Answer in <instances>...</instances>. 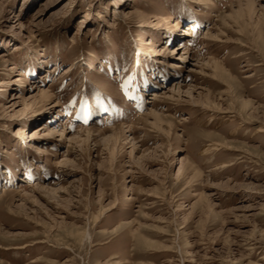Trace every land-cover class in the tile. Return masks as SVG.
Wrapping results in <instances>:
<instances>
[{
  "label": "rangeland",
  "instance_id": "rangeland-1",
  "mask_svg": "<svg viewBox=\"0 0 264 264\" xmlns=\"http://www.w3.org/2000/svg\"><path fill=\"white\" fill-rule=\"evenodd\" d=\"M0 264H264V0H0Z\"/></svg>",
  "mask_w": 264,
  "mask_h": 264
},
{
  "label": "bare ground",
  "instance_id": "bare-ground-1",
  "mask_svg": "<svg viewBox=\"0 0 264 264\" xmlns=\"http://www.w3.org/2000/svg\"><path fill=\"white\" fill-rule=\"evenodd\" d=\"M248 4H249L250 7L253 6L252 1H251V2L248 1ZM194 27H195V29L197 30V25H196V24L194 25ZM187 34H189V32H188ZM37 132H38V131H36V133H37ZM36 133H35V134H36Z\"/></svg>",
  "mask_w": 264,
  "mask_h": 264
}]
</instances>
